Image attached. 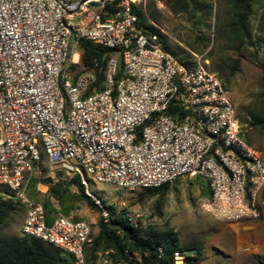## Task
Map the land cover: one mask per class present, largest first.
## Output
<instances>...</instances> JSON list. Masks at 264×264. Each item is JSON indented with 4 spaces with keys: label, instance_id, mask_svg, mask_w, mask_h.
Masks as SVG:
<instances>
[{
    "label": "built area",
    "instance_id": "built-area-1",
    "mask_svg": "<svg viewBox=\"0 0 264 264\" xmlns=\"http://www.w3.org/2000/svg\"><path fill=\"white\" fill-rule=\"evenodd\" d=\"M139 2L0 0V188L26 205L22 235L74 264H145L147 253L92 254L94 223L79 208L48 221L43 203L27 195L44 160L79 179L105 222L123 216L135 228L145 213L125 198L105 207L90 180L132 192L201 177L211 191L205 210L227 222L256 217L264 195V153L242 136L209 60L179 64L140 25ZM85 40L113 51L100 90L95 71L81 66ZM192 256L177 250L174 264H192Z\"/></svg>",
    "mask_w": 264,
    "mask_h": 264
},
{
    "label": "rangeland",
    "instance_id": "rangeland-1",
    "mask_svg": "<svg viewBox=\"0 0 264 264\" xmlns=\"http://www.w3.org/2000/svg\"><path fill=\"white\" fill-rule=\"evenodd\" d=\"M212 9H191L177 11L175 0H140L138 7L166 37V45L181 65H190L195 55L209 60V67L218 75L227 88L239 118L242 121V136L247 142L260 148L264 153V131L251 124L250 115L259 113L264 104L261 78L264 74V0H253L249 16V38H237L232 32L236 22L233 0H205ZM33 174L38 179L27 195L43 202L48 214L57 216L64 213V206L72 210L79 208L87 220L94 223L93 237L98 233L101 215L85 201L77 198L75 185L68 188L69 195L63 205L49 194L44 181L62 178L57 170L49 167L46 160ZM66 177V176H64ZM69 180V177L64 178ZM89 190L97 195L109 209L125 198L130 206L145 213L144 227L157 230H173L188 254H196L197 264H264V197L256 217L237 222H227L214 217L205 210L207 189L201 178L183 177L173 184L165 197L163 214L154 210L156 197L140 195L141 190L128 192L118 186L89 181ZM0 188V199L14 201V209L0 227V238L22 235L26 216V205L17 198H10ZM68 212V214H70ZM62 264H73L71 259Z\"/></svg>",
    "mask_w": 264,
    "mask_h": 264
},
{
    "label": "trees",
    "instance_id": "trees-1",
    "mask_svg": "<svg viewBox=\"0 0 264 264\" xmlns=\"http://www.w3.org/2000/svg\"><path fill=\"white\" fill-rule=\"evenodd\" d=\"M252 1L253 0H233L236 22L232 26V32L237 38H249L251 36L249 16ZM175 4L176 8L174 10L177 11H189L191 9L203 8L212 9V5L207 4L205 0H175ZM136 12L140 19V25L144 26L150 32L158 33L165 48L169 51L166 45V37L160 29L149 21L145 13L139 7L136 8ZM79 50L81 52V66L95 71L97 75L95 89H102L106 81L109 60L113 51L109 48L95 45L87 40L81 42ZM261 85L264 98V74L261 78ZM92 91L93 88L90 89L89 92ZM250 120L252 125L258 126L264 131V104L259 113L250 115ZM58 174L63 176L60 172ZM63 177L56 181L50 179L44 181L48 186L49 194L52 198L65 205V201L69 195L68 188L70 185H75L79 191L77 198L81 201H85L91 207H94L91 199L85 194L84 186L77 177L70 178L68 181L64 180ZM201 179L204 181V185L208 191L207 197H210L211 191L209 183L207 180ZM36 183H39L38 179L32 178L29 183V188L31 189ZM169 188L170 184L163 185L159 188L142 189L141 191L143 193L140 195V198L142 199L144 196L156 197L157 201L155 202L154 211L158 215H162L165 206V197ZM18 201L22 202L20 199H18ZM43 205L48 221H51L53 218L48 214V207L44 203ZM64 208V213L69 215L68 212L70 208L66 206H64ZM13 209V200L3 201L0 199V227L9 218ZM160 247L163 248V254L159 251ZM90 248L92 254L100 249L114 248L116 249L118 257H124L126 249L130 252L140 251L147 253L144 255L145 264H174V253L177 250L187 251V249H193L184 247L173 230H157L151 226L135 228L130 226L123 216H114L113 219L107 222L101 217L98 222V233L94 236ZM194 250H196V254H191L193 256L190 258L194 260L192 264H197L201 255L198 248ZM63 255L69 257L73 262V258L69 254L39 238L26 235L0 238V264H62V262L66 260Z\"/></svg>",
    "mask_w": 264,
    "mask_h": 264
},
{
    "label": "bare ground",
    "instance_id": "bare-ground-1",
    "mask_svg": "<svg viewBox=\"0 0 264 264\" xmlns=\"http://www.w3.org/2000/svg\"><path fill=\"white\" fill-rule=\"evenodd\" d=\"M75 60H77L78 59V56H75V58H74Z\"/></svg>",
    "mask_w": 264,
    "mask_h": 264
},
{
    "label": "crops",
    "instance_id": "crops-1",
    "mask_svg": "<svg viewBox=\"0 0 264 264\" xmlns=\"http://www.w3.org/2000/svg\"><path fill=\"white\" fill-rule=\"evenodd\" d=\"M81 215H82V213H81ZM83 216V215H82ZM84 217V216H83Z\"/></svg>",
    "mask_w": 264,
    "mask_h": 264
}]
</instances>
